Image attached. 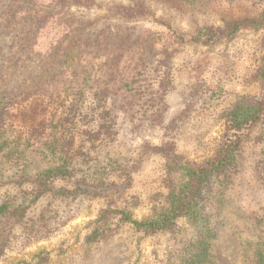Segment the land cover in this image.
Here are the masks:
<instances>
[{
	"label": "rangeland",
	"instance_id": "374dc122",
	"mask_svg": "<svg viewBox=\"0 0 264 264\" xmlns=\"http://www.w3.org/2000/svg\"><path fill=\"white\" fill-rule=\"evenodd\" d=\"M93 1L87 7L71 3L62 14L53 16L37 37L35 58L49 56L56 47L58 52H66L70 24L78 22L88 24L86 31L93 35L101 34L103 29H123L122 34L132 35L130 39L154 35L145 47L149 45L155 54L169 49V58L161 54L152 60L167 63L173 73L174 87L166 98L165 122L162 127H146L117 113L112 138L95 144L83 141V128L78 124L74 147L79 151L72 177L43 186L36 182V176L59 165L62 156L51 154L54 140L49 129L44 130V117L23 120L15 115L10 123L13 126L0 137V202H25L28 208L20 223L11 222L15 240L0 257V264H175L177 247L196 236L195 226L188 221L180 222L179 234L174 237L161 234L143 238L126 226L106 241L89 243L93 221L108 202L114 207H127L137 220L151 218L167 193V161L150 147L174 143L178 152L191 160L202 162L212 157L222 135L220 112L233 103L236 94L256 92L248 77L257 64L263 33L240 31L234 39L209 46L181 43L178 36L188 40L198 27H223L233 21L257 19L264 13V0ZM137 2L150 12L146 18L125 20L108 10L109 6L132 7ZM201 83L207 89L194 104L196 111L185 121L171 125L187 104L189 109L192 90ZM82 104L93 107L88 97ZM249 139L240 174L224 190L220 224L209 239V264H249V245L264 241V186L254 172V159L264 151V122L251 131ZM78 177L86 178L88 184L104 177L113 185L105 187V197L88 192L84 196L82 190H94L86 185L77 190Z\"/></svg>",
	"mask_w": 264,
	"mask_h": 264
},
{
	"label": "trees",
	"instance_id": "16d2710c",
	"mask_svg": "<svg viewBox=\"0 0 264 264\" xmlns=\"http://www.w3.org/2000/svg\"><path fill=\"white\" fill-rule=\"evenodd\" d=\"M71 3L87 7L94 1L0 0V137L13 126L10 123L15 121V115L23 120H31L36 115L44 117V130L49 129V136L54 140L51 154L62 157L59 165L36 176V182L43 186L72 177L77 160L75 154L79 151L74 147L78 124L83 128V141L93 144L112 138L117 113L138 125L162 127L168 110L166 98L170 88L174 87L173 73L167 63L152 60L161 54L169 58V49L155 54L149 45L145 47L154 35L130 39L132 35L122 34L123 29L116 32L103 29L101 34L93 35L86 31L88 24L78 22L70 24L71 31L65 38L69 45L66 52H58L56 47L49 56L35 58L33 50L39 33L53 16L71 7ZM108 10L125 20L143 19L150 14L138 2L132 7L109 6ZM247 30L264 35V13L257 19L233 21L223 27H198L190 39L181 36L178 39L181 43L209 46L234 39L240 31ZM172 33L177 35L175 31ZM259 46L257 64L248 77L256 92L236 94L233 103L220 112L222 135L214 155L197 162L178 152L174 143L150 147L167 161V193L161 204L154 209L151 218L137 220L127 207H114L108 202L98 211L87 242L106 241L126 226L132 227L143 238L161 234L174 237L179 234L180 222L186 220L195 226L196 236L177 247L175 264H209L212 257L209 239L220 224L224 190L240 174L251 131L264 122V37ZM75 51L81 55L74 54ZM133 52L139 56L136 58ZM206 89L205 83L193 88L189 109L187 104L185 111L173 119L171 125L191 117L196 111L194 104ZM86 97L93 101V107L81 105ZM2 147L1 142L0 149ZM254 164L255 177L264 186L263 150L254 159ZM86 181V178L78 177L76 183L79 184L77 190L84 185L94 190H82L84 196L88 192L92 196L105 197L103 190L113 185L104 177L94 179L91 184ZM27 208L25 202H0V257L15 240L9 227L11 222L20 223ZM31 237L29 234L28 238ZM249 248V264H264V241L251 244Z\"/></svg>",
	"mask_w": 264,
	"mask_h": 264
}]
</instances>
